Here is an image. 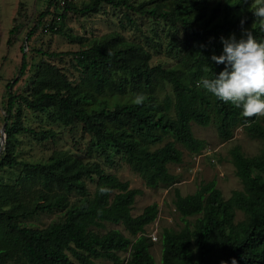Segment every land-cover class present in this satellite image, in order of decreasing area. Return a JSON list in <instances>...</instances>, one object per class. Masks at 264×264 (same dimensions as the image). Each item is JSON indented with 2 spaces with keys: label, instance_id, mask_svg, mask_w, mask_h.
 <instances>
[{
  "label": "trees",
  "instance_id": "trees-1",
  "mask_svg": "<svg viewBox=\"0 0 264 264\" xmlns=\"http://www.w3.org/2000/svg\"><path fill=\"white\" fill-rule=\"evenodd\" d=\"M79 1V6L67 3L56 17L63 21L68 12L96 14L107 6L120 11L130 25L135 22L130 14L161 20L171 30L168 52L178 61L169 68L151 66V54L141 44L111 33L77 52H40L49 60L70 57L77 77L42 60L24 93L15 94L14 86L27 68L22 53L18 74L5 84L0 103V172H15L8 182L0 179V264H95L99 259L122 264L120 252H128L124 264H264V117L259 118L264 107V23L248 28L250 21L264 20V0ZM55 2L50 0L39 14L27 41L49 9L57 8ZM44 27L45 33L79 44L86 41L61 26ZM241 28L236 44L223 40L226 33ZM152 39L147 36L145 42L155 45ZM164 83L172 87L173 100H158L157 90ZM125 94L133 97L121 99ZM25 111L45 116L62 129L79 125L106 162L111 163L113 154L119 156L149 188L178 182L166 165L180 164L182 153L170 142L154 151L146 147L170 135L190 153H199L204 143L194 137L191 123L206 127L211 114L221 140L230 139L242 126L263 146L254 157L231 150L242 190L233 191L227 200L214 181L191 195L181 196L174 189V207L184 225L178 231L163 229L161 258L155 263L145 228L155 221L158 205L152 203L132 216L140 192L97 162L83 163L61 151L44 161L18 159L19 136L52 144L58 135L53 129L26 125ZM235 211L245 218L234 222ZM194 216L193 223L185 220ZM104 222L121 224L129 237L118 230L99 234L94 228Z\"/></svg>",
  "mask_w": 264,
  "mask_h": 264
},
{
  "label": "rangeland",
  "instance_id": "rangeland-1",
  "mask_svg": "<svg viewBox=\"0 0 264 264\" xmlns=\"http://www.w3.org/2000/svg\"><path fill=\"white\" fill-rule=\"evenodd\" d=\"M49 1L0 0V103L5 84L18 74L22 53L26 55L27 68L25 75L14 86L15 94L24 93L36 71V66L42 60L50 61L61 68L67 69L66 71L72 79L77 77V73L70 67V57L62 56L49 60L47 56H43L40 52H77L90 45L93 41H97L111 33H119L125 40L141 44L151 54L149 63L151 66L161 65L169 68L175 66L178 61L174 55L168 52L166 46V41H168L171 32L167 24L161 20L154 21L148 17L130 14L129 18L135 21L133 25H130L120 11H115L107 6L101 7L96 14L85 16L68 12L63 21L56 17V15L62 13V10L53 6L49 9L50 14L40 21L37 30L27 41L28 32L32 30L34 25H37L38 16L45 10ZM145 1L148 0H136V2ZM255 1L258 3L263 0ZM75 3L76 6H79L81 1L77 0ZM261 23H264V20L250 21L248 28ZM49 24L61 26L63 31L70 30L69 32L72 36L83 37L86 41L83 44H79L75 40H70L60 34L43 32L44 26ZM12 29L15 30L13 35L10 32ZM243 31V28L230 31L224 35L223 40L236 44ZM147 36L153 38L155 45L145 42ZM22 48H24L23 52ZM197 87L199 90L202 89L201 86ZM126 96L133 97V95L125 94L121 99ZM165 96L170 97L172 100L174 98L172 87L166 83L157 90L159 101ZM3 115L4 111L0 106V140L4 138L1 132ZM169 115L173 116V113L171 112ZM211 116V123L206 127L199 126L194 122L191 123V131L194 137L204 143V147L199 153H190L170 135H166L161 142L149 144L146 147L147 151H154L170 142L182 153V162L180 164L168 163L166 165L168 172L177 176L178 179V182L171 186L147 187L144 181L119 156L113 154L111 155V163L106 162L101 150L93 144L90 137L81 132L79 125H75L72 129H62L57 124H50L45 116L35 115L30 111L24 112V123L26 125L33 128L44 127L53 129L57 131L58 135L52 144L39 143L27 135L19 136L18 159L31 162L44 161L53 151H61L83 163L97 162L106 173L115 175L121 181H127L130 189H136L140 192L135 197L131 208L132 216L135 217L141 214L143 209L152 203L158 205L157 217L154 222L145 228V233L152 242L149 252L155 263H159L162 250L160 237L163 229L178 231L184 225L183 219L174 207V189L177 188L181 196H186L194 194L202 185L214 181L222 199L227 200L233 191L242 190V184L235 174L231 150L238 148L245 157L257 156L262 150V142L258 139L250 138L242 126L233 130L230 139L221 140L216 132L214 115L211 114ZM262 117H264V107L259 111V118L261 119ZM106 148L111 151L109 147ZM14 176V171L0 172V179L3 182L12 180ZM88 188L93 193L94 185L89 183ZM233 215L234 222L245 218L240 211H235ZM197 217H187L185 220L193 223ZM94 230L99 234H105L110 230H118L125 237H129V234L121 224L114 225L104 222L101 227H96ZM118 255L121 260H124L122 263L124 264L128 257V252H120ZM94 263L113 264L106 259L95 260ZM8 264L20 263L14 261Z\"/></svg>",
  "mask_w": 264,
  "mask_h": 264
},
{
  "label": "built area",
  "instance_id": "built-area-1",
  "mask_svg": "<svg viewBox=\"0 0 264 264\" xmlns=\"http://www.w3.org/2000/svg\"><path fill=\"white\" fill-rule=\"evenodd\" d=\"M56 6L62 9L67 3L76 2L77 0H55Z\"/></svg>",
  "mask_w": 264,
  "mask_h": 264
},
{
  "label": "water",
  "instance_id": "water-1",
  "mask_svg": "<svg viewBox=\"0 0 264 264\" xmlns=\"http://www.w3.org/2000/svg\"><path fill=\"white\" fill-rule=\"evenodd\" d=\"M3 128H4V127L2 126L1 132H2V135L4 136V131H3L4 129H3ZM3 139H4V138H2V139L0 140V145L3 144Z\"/></svg>",
  "mask_w": 264,
  "mask_h": 264
}]
</instances>
